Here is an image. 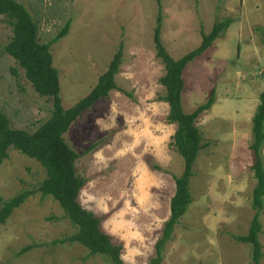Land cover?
Listing matches in <instances>:
<instances>
[{
	"label": "rangeland",
	"instance_id": "obj_1",
	"mask_svg": "<svg viewBox=\"0 0 264 264\" xmlns=\"http://www.w3.org/2000/svg\"><path fill=\"white\" fill-rule=\"evenodd\" d=\"M38 24L41 43L67 20L68 33L51 46L64 109L86 96L104 74L118 45L123 59L112 90L85 110L63 135L77 154L76 174L86 179L78 202L100 218V228L122 246L124 264H151L183 160L170 145L176 129L159 98L163 63L153 30L156 0H16ZM162 43L173 59L200 44L224 18L232 24L183 71L182 109L190 113L213 91L214 103L196 120L207 144L189 180L192 202L176 224L160 264H250V247L232 236L247 233L253 178L252 116L264 89V0H162ZM12 37L0 15V108L13 128L35 131L50 117L39 96L3 48ZM129 93L131 96H127ZM264 163V143L261 148ZM45 178L34 159L10 150L0 161V199L35 190ZM1 206V205H0ZM259 241L264 252V208ZM76 232L58 202L35 192L0 226V264H111L79 243L51 242ZM31 248L24 254L20 250ZM264 264V256L261 259Z\"/></svg>",
	"mask_w": 264,
	"mask_h": 264
},
{
	"label": "trees",
	"instance_id": "obj_2",
	"mask_svg": "<svg viewBox=\"0 0 264 264\" xmlns=\"http://www.w3.org/2000/svg\"><path fill=\"white\" fill-rule=\"evenodd\" d=\"M156 4L157 17L152 40L156 57L163 63L165 69L164 75L159 79L165 94L159 99L168 105L167 122L176 125L170 145L182 158L183 171L179 176L173 177L175 192L169 203L170 214L164 223L161 236L156 241V256L151 260V264H160L162 261L163 250L172 239L176 224L192 202L189 180L193 176V165L200 150L207 146L202 143L196 120L212 106L214 94L212 91L205 103L192 112L185 113L181 102L184 89L183 71L190 62L212 47L233 22L230 18L216 21L208 33L201 28L199 31L201 41L198 47L178 59H173L161 40L164 19L162 0H156ZM0 15L6 18L12 30V37L5 44L4 52L23 69L24 76L33 90L39 96L51 101L50 117L33 132L13 128L7 115L0 108V161L8 158L10 150H15L37 161L45 171V178L35 190H23L8 200L0 199V226L29 196L40 192L42 196H51L58 202L65 218L76 230L71 236L52 241V245L79 243L91 255H102L111 264H124L121 259L122 246L113 243L101 230L100 218L81 207L78 202V196L86 179L76 174L74 165L79 156L63 139V135L85 110L108 96L110 91L119 89L114 77L122 63L123 46L121 43L118 45L106 72L99 76L91 91L73 106L64 109L60 97L59 72L53 67L51 46L68 33L71 20H67L53 38L46 43H41L38 24L24 5L16 0H0ZM126 94L131 96L129 93ZM251 122L252 139L249 149L252 155L251 170L256 181L251 198L254 214L247 233L242 236H232V238L250 247V264H261L264 252H262L259 234L261 232L260 215L264 208V163L260 152L264 143V89L258 96V105ZM30 248L31 246L22 248L19 254H24Z\"/></svg>",
	"mask_w": 264,
	"mask_h": 264
}]
</instances>
